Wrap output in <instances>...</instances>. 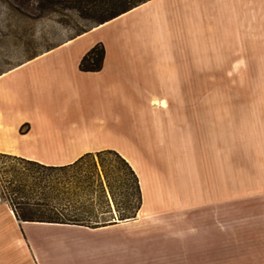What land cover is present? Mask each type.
I'll return each instance as SVG.
<instances>
[{
  "label": "crops",
  "instance_id": "crops-1",
  "mask_svg": "<svg viewBox=\"0 0 264 264\" xmlns=\"http://www.w3.org/2000/svg\"><path fill=\"white\" fill-rule=\"evenodd\" d=\"M174 1H147L0 74V152L64 166L115 150L143 198L136 218L91 228L19 220L0 194V264H149V242L159 237L145 220L167 213L178 218L176 264H229L227 236L211 235L204 220L192 232L211 203L209 171L219 174L221 196L231 188L253 200L252 218L238 220L236 264H264V0H205V49L221 68L222 90L205 107L202 163L190 135L166 130V101L191 98L160 88V10ZM99 43L102 70L82 71Z\"/></svg>",
  "mask_w": 264,
  "mask_h": 264
},
{
  "label": "rangeland",
  "instance_id": "rangeland-1",
  "mask_svg": "<svg viewBox=\"0 0 264 264\" xmlns=\"http://www.w3.org/2000/svg\"><path fill=\"white\" fill-rule=\"evenodd\" d=\"M134 1L0 0V74L69 38L97 27L96 20L99 17ZM164 9L160 10V49L164 47L166 50L160 51V76L164 75L166 82L160 84V88L175 95L186 93L191 96L166 101L171 109L168 118L166 117V120L171 119L166 122V130L170 127L174 134L190 135L192 148H196L197 161L202 163L200 159H203L204 155L205 132L210 131L206 124L205 107L208 102L209 106L211 103L213 106L217 105L222 90L221 68L215 66V62L208 58L205 49V0H176L166 4ZM213 54L215 56V53ZM161 118L163 119L162 116ZM167 142L173 144L174 137ZM2 154L5 153L0 152V194L8 203L4 192L9 194L12 190L18 191V186L16 189L14 186L17 173L37 172L38 176L46 177L50 184L62 185L63 189L67 185L76 186L83 174L87 175L91 170V163L87 160L75 168L63 171H45L38 168L37 171H28L26 168L29 166L3 157ZM175 154L178 155V152ZM214 173L207 172L209 184L206 198L211 203L207 204V210L197 211L198 223H193L196 225H192V232L203 230L199 226V220H204L203 224L208 227L211 235L227 236L229 240L226 246L230 255L228 263L236 264L238 220L252 218L253 200L251 197L231 194L235 192L231 188L227 197L221 196L219 174L217 176ZM33 178L25 177L24 183H34ZM197 189L196 199L199 203L200 198H203V190ZM24 191L25 194L30 193ZM32 193L34 192L31 191L30 194ZM82 195L81 203L85 206L96 212L106 211L99 200L95 207L90 206L92 196L88 191ZM72 198L76 200V197ZM220 198H223V201L227 199V202H223V208L216 203ZM201 205L198 204V208ZM183 218L188 220L189 216H182L181 219ZM193 219L195 222V212ZM177 220L172 213H167L165 218L162 214L157 218H146L149 235L159 237L149 242V264H176L173 251ZM219 224H223V228H216Z\"/></svg>",
  "mask_w": 264,
  "mask_h": 264
},
{
  "label": "trees",
  "instance_id": "trees-1",
  "mask_svg": "<svg viewBox=\"0 0 264 264\" xmlns=\"http://www.w3.org/2000/svg\"><path fill=\"white\" fill-rule=\"evenodd\" d=\"M147 1L149 0H135L124 4L112 13L99 17L96 22L98 26L109 22ZM104 58L105 47L99 43L83 57L80 68L86 72L101 71ZM2 156L29 166L26 168L28 171H37V168L45 171H63L75 168L87 160L91 163L90 172L87 175L82 173V179L78 180L76 186L67 185L66 188L63 187L64 190L62 185L50 184L46 177L38 176L37 172L17 173L14 186L15 189L17 186L20 190L23 188V191L18 189L19 192L16 190H12L9 194L4 192V197L9 201L19 220L95 228L133 219L142 207L139 177L131 164L115 150L87 153L74 163L64 166L45 165L9 154ZM31 176L34 177L35 182L24 183L25 177L32 178ZM24 190L34 193L25 194ZM87 191L92 196L90 206L95 207L99 200L106 211L96 212L81 203L82 193L85 194ZM73 196L76 200H73Z\"/></svg>",
  "mask_w": 264,
  "mask_h": 264
}]
</instances>
